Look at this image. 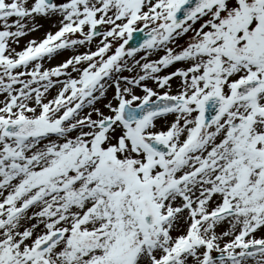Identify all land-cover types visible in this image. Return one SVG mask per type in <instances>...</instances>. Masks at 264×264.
<instances>
[{"label":"snow or ice","instance_id":"snow-or-ice-1","mask_svg":"<svg viewBox=\"0 0 264 264\" xmlns=\"http://www.w3.org/2000/svg\"><path fill=\"white\" fill-rule=\"evenodd\" d=\"M0 264H264V0H0Z\"/></svg>","mask_w":264,"mask_h":264},{"label":"bare ground","instance_id":"bare-ground-1","mask_svg":"<svg viewBox=\"0 0 264 264\" xmlns=\"http://www.w3.org/2000/svg\"><path fill=\"white\" fill-rule=\"evenodd\" d=\"M136 36V35H135ZM137 37V36H136ZM133 44H135L134 42L131 44V45H133ZM133 46H136V45H133ZM153 58H156V57H153ZM61 59V57H57L55 60H53V61H51V63H56L58 60H60ZM45 66H48L47 64L45 65Z\"/></svg>","mask_w":264,"mask_h":264},{"label":"rangeland","instance_id":"rangeland-1","mask_svg":"<svg viewBox=\"0 0 264 264\" xmlns=\"http://www.w3.org/2000/svg\"><path fill=\"white\" fill-rule=\"evenodd\" d=\"M37 35H39V33H37Z\"/></svg>","mask_w":264,"mask_h":264}]
</instances>
